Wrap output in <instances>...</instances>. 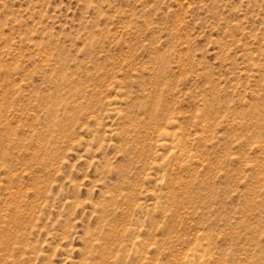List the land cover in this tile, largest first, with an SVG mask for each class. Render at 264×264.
<instances>
[{"label": "rangeland", "instance_id": "obj_1", "mask_svg": "<svg viewBox=\"0 0 264 264\" xmlns=\"http://www.w3.org/2000/svg\"><path fill=\"white\" fill-rule=\"evenodd\" d=\"M0 264H264V0H0Z\"/></svg>", "mask_w": 264, "mask_h": 264}]
</instances>
